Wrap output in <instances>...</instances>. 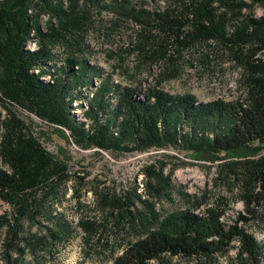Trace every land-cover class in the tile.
I'll list each match as a JSON object with an SVG mask.
<instances>
[{
    "label": "trees",
    "instance_id": "obj_1",
    "mask_svg": "<svg viewBox=\"0 0 264 264\" xmlns=\"http://www.w3.org/2000/svg\"><path fill=\"white\" fill-rule=\"evenodd\" d=\"M153 1L148 9L132 0H0V199L10 206L0 213L4 264H24L26 253L37 262L51 256L76 231L58 206L71 195L83 208L90 191L89 172L77 169L65 148L50 151V135L34 119L81 150L118 156L174 148L217 161L213 183L230 195L207 201L184 192L191 206L165 214L156 200L169 194L174 168L164 177L163 160L143 167V191L91 187L98 207L115 210L140 235L112 264H172L175 257L264 263V242L248 230L264 223V0ZM107 13L116 15L109 20L115 26L140 22L138 46L153 62L201 50L231 61L243 94L205 102L152 86L137 98L136 87L103 77L89 61L88 37L107 23ZM75 100L88 103L84 120L72 112ZM231 198L244 204L235 218L227 215ZM96 223L82 217L76 227L91 231Z\"/></svg>",
    "mask_w": 264,
    "mask_h": 264
},
{
    "label": "rangeland",
    "instance_id": "obj_2",
    "mask_svg": "<svg viewBox=\"0 0 264 264\" xmlns=\"http://www.w3.org/2000/svg\"><path fill=\"white\" fill-rule=\"evenodd\" d=\"M135 5L140 3L151 9L156 5L153 0H132ZM157 3V2H156ZM164 4L165 0H158ZM256 14L261 15L263 9L256 8ZM116 19V15L107 13V22L97 31L90 32L88 43L91 45L92 54L89 61L103 69V75L111 77L121 86H133L138 90L137 98L144 99L149 88L158 86L174 94L192 93L200 101L215 99L234 100L243 94L239 82L240 70L233 66L231 61L208 54L206 51H183L177 54L173 61L153 62L146 59L148 53L138 46L140 22L131 19L120 21L116 26L109 20ZM137 43L133 44L132 43ZM100 79V78H99ZM101 81L94 80V88ZM139 95V96H138ZM84 104L78 103L75 108L83 110ZM37 128H42L49 133L46 140L48 149L54 153L63 147L71 155L72 161L80 171H88L87 178L90 191L81 198L85 207H78L76 199L68 195V199L58 206V210L65 213L76 231L65 243H57L53 247L52 255L33 261L30 254L26 253L24 264H112L114 258L123 253L126 246L140 238L138 228H134L127 220L119 219L115 210L107 211L96 205L92 188L95 185L121 192L137 185L143 191L142 169L145 165L164 162V177L171 175L169 194L156 200V208L162 214L186 209L191 206L183 193L207 195L211 201L217 195L229 196V191L222 183H213L216 174V162L194 159L185 152L174 148L165 150H150L124 155H114L109 152L96 153L93 150H81L74 144L68 145L65 140L52 128L45 127L39 120H32ZM158 164V162H157ZM92 187V188H91ZM201 200H203L201 198ZM229 218H235L243 212L242 201L230 200ZM205 208L202 205L200 210ZM0 211L5 212L3 207ZM82 217L95 219L96 224L91 231L76 227ZM259 241L264 242V223L248 227ZM234 250L230 254H234ZM40 255H46L41 252ZM228 264L225 258H221ZM0 264L4 261L0 258ZM172 264H190L184 258L175 257ZM264 264V263H263Z\"/></svg>",
    "mask_w": 264,
    "mask_h": 264
},
{
    "label": "built area",
    "instance_id": "obj_3",
    "mask_svg": "<svg viewBox=\"0 0 264 264\" xmlns=\"http://www.w3.org/2000/svg\"><path fill=\"white\" fill-rule=\"evenodd\" d=\"M35 46H36V43H35L34 41H30V42H29L28 47H29L30 49H34ZM37 71H38V70H37ZM102 76L104 77L105 75L102 74ZM44 78H45V77H44ZM94 80H95V81H96V80L101 81V79H99L98 77L95 78ZM97 86H98V85H97ZM97 86H95V88H96ZM95 88H94V84H93V86H90V88L88 89V91H89L88 94H90V95L92 96L93 93H94ZM137 94H139V93L137 92ZM136 96H137V95H136ZM138 96H139V95H138ZM78 103H82V104H84V107H83V110H84V111H78V109L75 108V105L78 104ZM73 105H74V108H75V109H74L72 112L78 117V119H82V120H84V119H85V118H84V112H85V110H86V108H87V106H88L87 101H84V100H82V101H77V100H75L74 103H73ZM103 152H106V151H103ZM0 207H3L5 210H7V209H9L10 206H9V204L3 202V201L0 199ZM0 213H3V212L0 211Z\"/></svg>",
    "mask_w": 264,
    "mask_h": 264
}]
</instances>
